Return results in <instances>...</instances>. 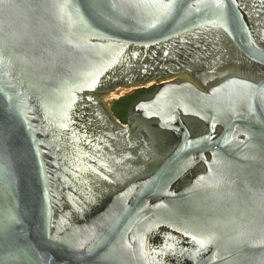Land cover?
Returning a JSON list of instances; mask_svg holds the SVG:
<instances>
[{
	"label": "water",
	"instance_id": "obj_1",
	"mask_svg": "<svg viewBox=\"0 0 264 264\" xmlns=\"http://www.w3.org/2000/svg\"><path fill=\"white\" fill-rule=\"evenodd\" d=\"M0 264H264V0H0Z\"/></svg>",
	"mask_w": 264,
	"mask_h": 264
},
{
	"label": "rangeland",
	"instance_id": "obj_2",
	"mask_svg": "<svg viewBox=\"0 0 264 264\" xmlns=\"http://www.w3.org/2000/svg\"><path fill=\"white\" fill-rule=\"evenodd\" d=\"M154 82L147 87H135V88H118L112 92H110L106 97V104H108V107L113 109V111H122V105L118 103V101L121 98H129L131 97L135 92L140 90H146L153 87Z\"/></svg>",
	"mask_w": 264,
	"mask_h": 264
},
{
	"label": "flooded vegetation",
	"instance_id": "obj_3",
	"mask_svg": "<svg viewBox=\"0 0 264 264\" xmlns=\"http://www.w3.org/2000/svg\"><path fill=\"white\" fill-rule=\"evenodd\" d=\"M147 90V89H146ZM146 90H140V91H137L135 92L131 97L129 98H121L118 103H120L122 105V111H114L116 114L118 115H122L124 116V103H128L130 102L136 95L142 93L143 91H146Z\"/></svg>",
	"mask_w": 264,
	"mask_h": 264
}]
</instances>
